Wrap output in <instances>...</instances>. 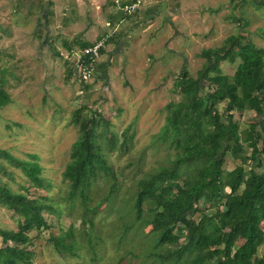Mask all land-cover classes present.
<instances>
[{"label": "rangeland", "instance_id": "374dc122", "mask_svg": "<svg viewBox=\"0 0 264 264\" xmlns=\"http://www.w3.org/2000/svg\"><path fill=\"white\" fill-rule=\"evenodd\" d=\"M49 7L47 0H0V69L6 68V89L11 97L0 106V147L22 159L36 153L41 174L53 185L50 189L58 207L64 211L74 207L80 215L81 199L68 197L69 182L62 174L79 134L69 121L73 110L86 102L98 108L110 121L109 131L117 134V144L125 130L132 135L127 148L107 151L108 162L123 172L119 189L105 198L110 179L93 181L91 198L84 205L94 211L85 215L84 223L79 216L44 211L52 224L41 228V236H59L71 225L72 234L64 235V239L73 246L71 251H61L52 241L37 242L32 264H158L151 255L155 249L151 225L135 218L133 202L137 179L157 169L159 163L166 164L169 148L154 135L164 121L166 102L180 97L175 78L184 65L196 75L204 61L201 50L221 45L229 34L242 33L264 46V2L143 0L126 18L125 23L134 24L131 29L123 24L119 30L121 42L117 40L116 46L109 42L108 48L113 50L110 58L105 60L103 55L97 60L93 76L86 81L89 88L75 75L76 55L64 45L69 39L63 34L68 33L67 28L56 26L63 17L47 14ZM115 7L112 2L109 9L120 17L126 15ZM119 19L112 25L98 24V31L112 32ZM56 29L61 34L55 33ZM78 45L73 48H81ZM238 61H222L223 72L232 74ZM67 63L74 66L70 77L66 76ZM234 114L241 133L258 118L251 109ZM262 159L264 170V153ZM0 162L7 171L0 170L1 179L14 190L27 191L23 185L28 180L21 167L4 157ZM240 162L227 154L223 166L231 169ZM31 190V196L46 193L44 189ZM3 228L17 229V225L0 204ZM27 233L32 237L37 229ZM241 241L236 240L235 245ZM7 242L13 244L14 240L4 241L0 232V246ZM259 252H264V243Z\"/></svg>", "mask_w": 264, "mask_h": 264}, {"label": "trees", "instance_id": "16d2710c", "mask_svg": "<svg viewBox=\"0 0 264 264\" xmlns=\"http://www.w3.org/2000/svg\"><path fill=\"white\" fill-rule=\"evenodd\" d=\"M51 11L48 9L47 14ZM114 40L108 36L106 42ZM76 41L81 48L91 44ZM64 45L73 47L67 38ZM200 55L204 61L196 75L184 65L175 78L180 97L166 102L164 121L154 135L169 148L166 164L159 163L157 169L137 179L135 218L151 225L155 247L151 255L158 264H264V252H259L264 243V46L242 33L229 34L221 45L203 48ZM237 58L234 72H223L222 61ZM73 69L67 63V77L73 75ZM4 71L6 68L0 69V106L11 100ZM80 81L89 88L90 84ZM247 109L254 110L258 118L241 133L234 111ZM69 121L79 134L62 174L69 182L68 197L81 199V214L74 207L65 211L58 207L52 196L53 185L41 174L36 153L22 159L0 147V157L21 167L28 180L24 192L12 189L0 176V204L17 225V229H0L4 241L14 240L0 246V264H32L37 242L52 241L59 250L71 251L73 242L64 239V235L72 234L71 225L59 236H41V228L52 224L44 211L50 215L69 213L84 223L85 215L94 211L84 205L91 198L93 181L110 179L105 198L119 189L123 172L108 162L107 151L127 148L132 134L125 130L117 144V134L109 131L110 121L87 102L73 110ZM227 154L241 162L224 168ZM0 170L5 171L1 162ZM39 189L46 193L29 195L30 190ZM209 208L212 211L207 212ZM34 228L37 233L30 237L27 231ZM240 238L242 241L235 245ZM163 245L168 248L158 249Z\"/></svg>", "mask_w": 264, "mask_h": 264}, {"label": "crops", "instance_id": "0c3cea01", "mask_svg": "<svg viewBox=\"0 0 264 264\" xmlns=\"http://www.w3.org/2000/svg\"><path fill=\"white\" fill-rule=\"evenodd\" d=\"M112 2H114V0H66L65 2L63 0H52V3L49 5V0H47V4L48 6H50L49 9L52 10L51 13H56V16L63 17L61 19V22L57 23L56 26L58 27L60 25L64 27V29L67 28L68 33L65 31L63 34L66 36L69 35V39L73 47L75 46V43H77V41L75 43L73 42L74 39L87 40L90 43L97 40L101 36V34L107 33V31H105L104 29L99 32L98 24L112 25L116 18L120 19L115 23L112 32L108 33H110L109 36H113L115 38V40L112 41L114 42V46H116L115 42L117 40L121 42L119 37V30L121 29L123 24L129 25V28L131 29V27L134 25L133 22H125L127 20L126 18L132 15L128 14L123 17L118 16V12L116 10L111 11L109 9ZM142 14L148 15L147 12H143ZM130 29H128V31ZM61 32L62 31L58 29H56L55 31V33L57 34H61ZM108 44L109 42L105 43L98 60H101L103 55H105V60H107V57L108 59L110 58L113 50L108 48Z\"/></svg>", "mask_w": 264, "mask_h": 264}, {"label": "built area", "instance_id": "2783aa9c", "mask_svg": "<svg viewBox=\"0 0 264 264\" xmlns=\"http://www.w3.org/2000/svg\"><path fill=\"white\" fill-rule=\"evenodd\" d=\"M142 1L143 0H114V3L116 7L124 14H131L140 7ZM108 36V33H104L91 44L78 49L72 48V51L76 55L75 60H77L75 66V75L79 77L80 80L87 81L93 76L96 70V62L101 54L100 48L104 47Z\"/></svg>", "mask_w": 264, "mask_h": 264}, {"label": "clouds", "instance_id": "9594fccd", "mask_svg": "<svg viewBox=\"0 0 264 264\" xmlns=\"http://www.w3.org/2000/svg\"><path fill=\"white\" fill-rule=\"evenodd\" d=\"M137 10H138V9H137ZM137 10H136V11H137ZM136 11H135V12H136ZM133 13H134V12H133ZM131 14H132V13H131Z\"/></svg>", "mask_w": 264, "mask_h": 264}]
</instances>
